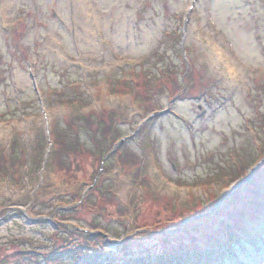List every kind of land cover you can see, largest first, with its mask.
Returning <instances> with one entry per match:
<instances>
[{
	"label": "rangeland",
	"instance_id": "obj_1",
	"mask_svg": "<svg viewBox=\"0 0 264 264\" xmlns=\"http://www.w3.org/2000/svg\"><path fill=\"white\" fill-rule=\"evenodd\" d=\"M88 116L124 139L102 170ZM261 128L264 0H0V264H217L229 238L223 264H264Z\"/></svg>",
	"mask_w": 264,
	"mask_h": 264
},
{
	"label": "trees",
	"instance_id": "obj_2",
	"mask_svg": "<svg viewBox=\"0 0 264 264\" xmlns=\"http://www.w3.org/2000/svg\"><path fill=\"white\" fill-rule=\"evenodd\" d=\"M187 51L188 50H187L186 46H185L184 51H183L181 44L178 45V49H177L178 57L181 56L182 57L181 61H182V63H185V64H187V61H185L183 59V56H184V54H187ZM62 66L64 68H67L64 65H62ZM18 103H19V106H18ZM18 103H16V101H15V104H14L15 108L16 107L20 108L21 102L19 101ZM105 119L106 118L96 119V118H93L91 116L81 118L82 121H86V122H88V124H91L90 127H85V128L82 127V128H83L85 136L88 137V139H91V141L94 143V146L96 145L95 147L93 146L94 148H92V150L91 149L90 150H91L92 154L97 155L101 159L100 162L103 165L101 170L105 166H107V164H108L107 153H109V151L106 149V143L108 142V144H113L114 142L119 141L121 139L120 136H116L114 134V130L111 127L112 122L110 121V123L107 124L106 123L107 121ZM89 120H91L92 122H89ZM74 127H75L74 125L66 126L64 129H60V130L58 129L56 131V139H57L58 143L60 144V149H59L58 153H60V152L64 153L65 152V155H71V153H76L77 150L79 149L78 148V140L77 141L75 140V139H79V136L74 132ZM261 129H264V128H261ZM68 131H70V134H68ZM69 135L71 136V139H68ZM114 139H116V140L114 141ZM14 156H13V159L10 160L12 165L14 164V161H15ZM5 165H6L5 158L0 156V175H5L8 173V171L5 169L6 168ZM245 165H246V168L249 166V165H247V163ZM245 165H242L244 167H242L236 171V176L240 175L239 171L241 169H242V171H243V169L245 170ZM90 230H91V228H88V230L85 231L87 234L86 235L87 241L94 240V238H96L97 234L104 232L103 229L100 227L95 228L94 231H90ZM227 242H229V243L225 245L226 249L222 247L220 249V251H218V253H215L211 258H210V254L208 253V254H206V256H208L207 258L212 259L213 257L218 255L217 264H223L222 261L224 258H225V261H229L232 263L234 260L232 259L233 258L232 255L230 256L231 252L229 251V249L232 247L231 243L232 242L234 243V240H233V238H231V239L229 238ZM229 246H231V247H229ZM80 249L83 250V249H89V248H87L86 245H82V246H80ZM89 250H90L89 253H86V251H84L82 255H79L78 249H77V251H75L73 249H65L64 251L61 252L62 259H60V257H59L58 260L60 262H63L62 264H98L99 262L105 260V259L101 260L102 257H105L104 254L105 255L107 254L104 252H108V251L99 252L95 248H90ZM36 253L37 252H35L33 250V252H26V253H24V255L19 254V253L18 254L21 256H29L30 257L29 259L24 258L25 261H27V262L29 260H32V261H34V264H40L42 259ZM231 254H233V253H231ZM233 256H235V255L233 254ZM43 258L51 261V259H49V258H46V257H43ZM157 258L159 259V257H157ZM163 260H165L163 262V264H190V263H193V259H191L190 257L189 258L184 257L181 259L178 258V260L176 261L174 257L169 256V257L164 258ZM205 260H207V259H205ZM212 262H215V261H212Z\"/></svg>",
	"mask_w": 264,
	"mask_h": 264
},
{
	"label": "water",
	"instance_id": "obj_3",
	"mask_svg": "<svg viewBox=\"0 0 264 264\" xmlns=\"http://www.w3.org/2000/svg\"><path fill=\"white\" fill-rule=\"evenodd\" d=\"M182 43H183V41H182Z\"/></svg>",
	"mask_w": 264,
	"mask_h": 264
},
{
	"label": "bare ground",
	"instance_id": "obj_4",
	"mask_svg": "<svg viewBox=\"0 0 264 264\" xmlns=\"http://www.w3.org/2000/svg\"><path fill=\"white\" fill-rule=\"evenodd\" d=\"M216 59V58H215Z\"/></svg>",
	"mask_w": 264,
	"mask_h": 264
}]
</instances>
